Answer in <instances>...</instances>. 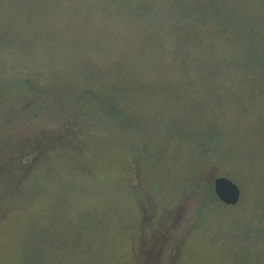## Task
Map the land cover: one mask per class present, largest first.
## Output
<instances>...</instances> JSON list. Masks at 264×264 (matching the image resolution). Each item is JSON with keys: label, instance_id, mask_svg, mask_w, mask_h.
Returning a JSON list of instances; mask_svg holds the SVG:
<instances>
[{"label": "rangeland", "instance_id": "obj_1", "mask_svg": "<svg viewBox=\"0 0 264 264\" xmlns=\"http://www.w3.org/2000/svg\"><path fill=\"white\" fill-rule=\"evenodd\" d=\"M261 56L264 0H0V115L33 117L7 137L75 123L1 203L0 264H264Z\"/></svg>", "mask_w": 264, "mask_h": 264}, {"label": "trees", "instance_id": "obj_2", "mask_svg": "<svg viewBox=\"0 0 264 264\" xmlns=\"http://www.w3.org/2000/svg\"><path fill=\"white\" fill-rule=\"evenodd\" d=\"M208 1L211 2V0ZM260 58L261 59L257 62H259V64L263 63L264 65L263 57L261 56ZM27 87L31 88V84L28 83ZM19 107L14 106L11 109H5V111H3V113L0 115V210L1 203L3 205L9 206L17 200L15 199L16 197L13 195H18L19 193L21 194V191H17V187L19 185L20 180H22L24 176L28 173V169L31 163L33 162L32 160L38 157V154L43 149L47 148L49 145H54L57 140L63 139L62 142L69 141L71 136L73 135V130L75 126V123L72 120L66 118L65 121H60L54 124L48 122H45L44 124L43 122L38 125H29L30 127L27 129V135H31L29 137L25 135L24 137L20 138L17 134H15L11 138L7 137V128H9V124H12L14 122L15 124H18V119L24 118L26 121H29V119L32 120L31 118H33L31 115H28V113L25 114L23 112L24 110ZM22 114L23 117L19 118L20 116H22ZM24 119H22L21 122L25 124ZM180 123L184 125L183 122ZM33 126L36 127V133L31 132V128H33ZM16 127L21 126L15 125L12 130H15ZM76 127L80 128V130L85 129L83 125ZM22 132L26 133V129L22 130ZM187 136L195 138L199 143H209V141L216 140L215 138H213V135L211 133L208 134L203 133L201 131L189 132L187 133ZM203 149L207 152L210 151L208 148ZM138 174L139 173H137V175ZM212 177V168L208 170L206 169L205 171H202V173L198 176L196 183H198V185L200 184L201 186L206 185V192L208 198H210L213 203H218L220 199L213 191L212 186L205 184V182L210 181V178ZM146 197H148L146 198L147 201L150 202L148 203V205H142L143 211H141L142 218L140 221V225H142V223L144 222L146 223L153 214L152 201L154 200V198L150 195ZM179 251L180 250H170L169 257L168 254L166 255L168 264H172L175 261V258L178 255ZM163 263V259L161 260L159 252L153 253L151 254V256L147 255V257L145 259L143 258V260H141L140 262V264Z\"/></svg>", "mask_w": 264, "mask_h": 264}, {"label": "water", "instance_id": "obj_3", "mask_svg": "<svg viewBox=\"0 0 264 264\" xmlns=\"http://www.w3.org/2000/svg\"><path fill=\"white\" fill-rule=\"evenodd\" d=\"M213 190L220 201L227 204H235L240 197V187L227 176H217L214 178Z\"/></svg>", "mask_w": 264, "mask_h": 264}]
</instances>
